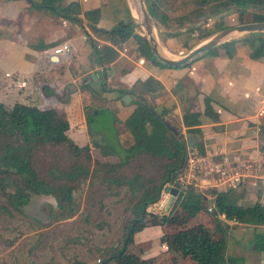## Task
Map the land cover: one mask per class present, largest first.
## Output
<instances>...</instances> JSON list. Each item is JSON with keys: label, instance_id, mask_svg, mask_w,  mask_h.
<instances>
[{"label": "trees", "instance_id": "obj_1", "mask_svg": "<svg viewBox=\"0 0 264 264\" xmlns=\"http://www.w3.org/2000/svg\"><path fill=\"white\" fill-rule=\"evenodd\" d=\"M135 1L141 11L138 0ZM144 3L151 18L161 25L174 22L183 26L185 21L205 23L211 18L225 20L230 11L247 13L249 10L252 11L251 21H264V0H144ZM46 4L55 14L80 21L77 17L80 11L77 2H71L67 6L50 2ZM134 13L138 22L142 21L135 10ZM221 13L226 14L218 17ZM83 15L91 31L105 37L114 46L118 47L132 38L146 60L171 68L152 54L145 35L135 33L136 23L132 17L106 30L97 26V9L87 10ZM210 35L206 33L203 38ZM88 39L98 64L109 63L117 57L118 52L113 46L99 48L89 35ZM219 46L225 50L227 56H232L237 47L245 46L249 49L250 58H262L264 32H251L225 41L180 67L188 66L204 56L216 54ZM160 88V82L152 76L135 82L130 90L136 96L133 101L135 108L123 121L125 129L131 135V142L118 149L104 141L93 139L92 143L97 144L99 154L103 158L101 160L94 158L88 143L70 136L69 121L64 111L57 106L42 107L35 101H14L7 106L0 99V195L4 198V203H0V216L28 219V223L32 222L23 212V206L29 202L32 195L43 194L52 195L56 199V214L53 218L66 219L72 217L77 210L73 194L76 185L87 178L91 179V184L99 181L108 189L125 187L131 202L129 204L128 201L127 205L128 216L118 240L105 249H97L101 251L97 254V264H114L117 258L121 257L133 258V254L126 252L128 240L133 237L132 234L138 226L144 225L146 217L150 214L147 208L160 200L162 190L169 185L178 189L172 207L182 210L190 218H197L198 213L205 210L214 219L217 214H221L226 219L239 223L264 225V204L255 202L243 205V194L237 190L242 184L235 188L208 189L210 194L215 195L212 211H208V200L204 193L194 186L186 189L179 186L177 178L184 168L187 155L186 139L183 135H174L160 120L159 114L163 115L167 109L151 106L145 99L146 93H154ZM202 114L213 120L218 119V113L210 104H206ZM85 117L88 133L92 134L91 126L95 114L90 112L85 114ZM197 117L196 112L187 109L184 112L185 125H191L188 120L197 122ZM187 132L197 137L192 147L199 155H204V143L199 128L189 127ZM60 147L64 148L72 161L62 167L50 166L46 173H43L38 165L37 153ZM261 149H264V145ZM125 169H130V174L123 172ZM166 220L167 216L163 215L161 221ZM83 221L85 226L89 225V215L84 217ZM216 222V227L224 231L221 222ZM172 223L178 228L180 220L167 221V224ZM193 223L196 225L188 228L190 246L183 251L182 257L188 256L197 264H232V259L225 256V236L213 237L200 221L195 220ZM184 235L181 234L179 239ZM254 238L256 248L264 251V232L256 234ZM133 245L131 244L132 248ZM78 264L86 262L79 260Z\"/></svg>", "mask_w": 264, "mask_h": 264}, {"label": "crops", "instance_id": "obj_2", "mask_svg": "<svg viewBox=\"0 0 264 264\" xmlns=\"http://www.w3.org/2000/svg\"><path fill=\"white\" fill-rule=\"evenodd\" d=\"M74 1L79 4L80 21L59 16L46 4L67 6ZM90 9L98 10L97 26L106 30L120 21L134 19L131 7L129 11L125 9L122 0H0V93L10 96L13 102L39 103L68 86L72 91L70 96L57 107L64 111L70 129L76 130L77 139L88 143L92 136L103 141L101 134L88 133L85 114L94 110L97 114L105 108L121 122L118 137L127 134L131 142V135L123 124L135 108L136 96L130 90L136 81L152 76L161 88L146 93V102L167 109L161 116L171 114L181 123L186 145L187 129L199 128L205 154H197L206 165H229L258 156L264 145V124L258 116V98L264 93V57L252 59L249 52L247 56L240 55L237 47L232 56L218 49L216 55L199 58L188 67H162L146 60L132 38L117 47L93 33L83 15ZM135 33L142 35L136 28ZM88 35L99 48L113 46L117 57L109 63L98 64ZM63 41H69L72 48L65 58L53 53V48ZM126 95H130L127 102L123 100ZM206 104L218 113V119L202 115L197 122L188 120L191 125H185L184 112L188 109L202 113ZM193 137L194 144L197 137ZM188 150L197 152L187 145ZM201 182L198 190L206 195L208 206H212L215 195L208 189L225 186H214L211 176L202 177ZM249 182L237 188L243 194L241 203L264 204L262 181L251 182L259 183L255 195ZM161 198L147 211L170 209L172 205L166 210L167 195ZM217 217L224 231L214 227L212 235L225 236V256L232 259V264H264V251L258 250L254 241L256 234L264 232V225L239 223L221 214ZM173 260L176 264H190L185 257L175 256Z\"/></svg>", "mask_w": 264, "mask_h": 264}, {"label": "rangeland", "instance_id": "obj_3", "mask_svg": "<svg viewBox=\"0 0 264 264\" xmlns=\"http://www.w3.org/2000/svg\"><path fill=\"white\" fill-rule=\"evenodd\" d=\"M122 1L125 9L127 8L128 11L130 7L132 9L136 23L135 28L142 34L145 33L140 27L141 21L138 22L135 18L133 0ZM249 11L247 13L230 11L225 20L211 18L205 23L185 21L183 26L174 22L161 25L154 19L152 20L160 50H164V54H168L167 56L180 58L220 30L250 22L252 11ZM224 14L226 13H221L218 17ZM187 28L194 30H187ZM206 33L211 35L203 38ZM242 35L244 34L235 33L226 41L239 38ZM219 49L221 52L223 51L220 46ZM237 52L247 56L249 49L245 46H239ZM208 56L210 55L206 57ZM20 83L16 82L17 85ZM56 92L51 99H41L39 104L42 107L58 106L60 101L63 103L66 101L72 91L67 86L64 89L56 90ZM0 99L7 106L13 102L10 96H4L3 93H0ZM101 109L99 113L95 114L91 126L92 133L101 134L104 142L118 149L120 146L128 145L130 142L129 135L122 134L120 138L118 137L121 122L109 109ZM196 114L198 115L196 120H199L203 115L200 112H196ZM70 136L73 139L77 137L75 129L70 131ZM92 141L93 137L90 136L88 144L92 155L94 158L103 159L99 154L97 145H95L96 143H92ZM37 155L38 165L43 173H46L50 166L62 167L72 161L69 160L70 158L62 147L48 149L46 152L39 151ZM123 172L130 174V169H125ZM90 181L91 179L87 178L76 185L73 194L77 210L70 218L54 219L56 199L52 195L43 194L32 195L29 202L23 206V212L32 222L28 223V219H11L0 216V264H12L13 262L16 264H78L79 260L85 261L86 264H97V254L101 252L97 249H105L118 240L124 221L128 216V201L129 204L131 202L125 187L117 186L108 189L99 181H95L93 184ZM248 184L251 186L252 195H255L259 183L252 184L249 182ZM0 203H4V198L1 195ZM88 215L90 222L89 225L85 226L83 218L88 217ZM163 215L167 216L166 222L161 221ZM218 217L214 219L208 212L201 210L197 218H190L182 210L172 206L170 210L164 212L158 209L153 210V212L150 211L144 225L138 226L132 234L133 237L128 240L126 252L133 254V258H117L118 260L114 264H174L175 256L177 258L182 257L183 251L190 246L188 228L196 225L193 221H200L205 229L212 234ZM171 219L180 220L178 228L173 223L167 224V221ZM181 234L185 235L179 239ZM134 237L136 238L134 239ZM131 244H134L133 248ZM186 259L190 261V264H197L188 256L185 257Z\"/></svg>", "mask_w": 264, "mask_h": 264}, {"label": "built area", "instance_id": "obj_4", "mask_svg": "<svg viewBox=\"0 0 264 264\" xmlns=\"http://www.w3.org/2000/svg\"><path fill=\"white\" fill-rule=\"evenodd\" d=\"M71 50V43L63 41L53 48V53L65 58L69 56ZM258 106V116L261 123L264 124V93L258 98ZM262 173H264V149H261L258 156L254 159L249 158L229 163V165L225 163L224 165L215 164L212 166L206 165L197 152L188 150L184 168L179 174L177 181L182 189H186L189 186H194L198 189L201 187L202 177L205 179L207 176H211L214 186L233 188L249 181H256V179H260L264 184V174ZM165 195V189H163L161 197H165ZM213 209V204L208 207V211Z\"/></svg>", "mask_w": 264, "mask_h": 264}, {"label": "water", "instance_id": "obj_5", "mask_svg": "<svg viewBox=\"0 0 264 264\" xmlns=\"http://www.w3.org/2000/svg\"><path fill=\"white\" fill-rule=\"evenodd\" d=\"M141 11H142V21L141 26L145 29V33L142 35H145L149 44L152 54L162 63L169 67H180L183 65H186L190 63L192 60H194L196 57L200 56L201 54L205 53L206 51L212 49L213 47H216L220 45L221 43L225 42L229 37H231L235 33L240 34H247L251 32H264V21L261 22H246V23H240L237 25H233L227 28H224L220 30L219 32L212 35L210 38H208L203 43L199 44L198 46L194 47L190 51H188L185 55H183L180 58H172L170 56H167L163 52H161L159 45L157 43L156 38L153 35L154 30V24L151 16L147 12L144 0H138ZM93 78L95 75H91ZM97 85L100 84V82H96ZM96 85V87H97ZM125 102L127 100H130V95H126L123 99ZM90 112V109L87 110ZM96 113V111H93ZM160 120L163 122L164 126L170 130L174 135L177 137H181L183 135L182 133V125L179 121H177L171 114H166L164 116L159 115ZM194 141V137L191 134L187 135V145L188 147H192ZM97 145V144H95ZM165 193L167 195L166 198V210L172 205V203L175 200L176 195L178 194V189L175 187H166Z\"/></svg>", "mask_w": 264, "mask_h": 264}, {"label": "bare ground", "instance_id": "obj_6", "mask_svg": "<svg viewBox=\"0 0 264 264\" xmlns=\"http://www.w3.org/2000/svg\"><path fill=\"white\" fill-rule=\"evenodd\" d=\"M131 1H132V0H131ZM132 6H133V9L138 13V15L140 16V18L142 19V13H141V11L139 10V8L137 7V5H136V1H135V0H133ZM153 35H154V37L156 38L155 29L153 30ZM161 52L165 53L164 50L161 51ZM167 55H168V54H167Z\"/></svg>", "mask_w": 264, "mask_h": 264}]
</instances>
